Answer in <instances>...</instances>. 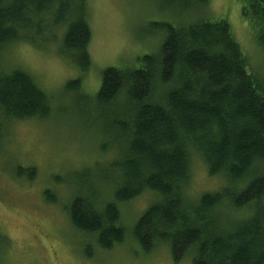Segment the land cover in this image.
Here are the masks:
<instances>
[{"label":"trees","instance_id":"1","mask_svg":"<svg viewBox=\"0 0 264 264\" xmlns=\"http://www.w3.org/2000/svg\"><path fill=\"white\" fill-rule=\"evenodd\" d=\"M209 1L194 2L204 11ZM239 1L264 49V0ZM88 4L0 0V146L9 123L47 120L52 112L50 96L29 71L2 66L5 52L17 44L39 48L64 29L59 55L87 74L92 67ZM158 26L164 40L157 53L140 58L137 68H108L102 74L97 107L105 131L124 146L122 158L110 166L114 197L75 198L71 223L96 236L103 250H112L126 239L120 205L153 192L157 201L132 230L145 254L165 244L175 263L191 254L193 264H264V81L249 71L227 21L195 16L185 24ZM81 86L82 77L65 90L78 94ZM193 152L210 177H224L226 184L192 202L184 190ZM17 173L30 181L37 177L34 169Z\"/></svg>","mask_w":264,"mask_h":264},{"label":"rangeland","instance_id":"2","mask_svg":"<svg viewBox=\"0 0 264 264\" xmlns=\"http://www.w3.org/2000/svg\"><path fill=\"white\" fill-rule=\"evenodd\" d=\"M195 0H89L92 41L91 70L83 75L59 52L64 29L55 41L39 48L17 44L5 52L2 66L29 71L50 96L49 118L9 123L0 146V264H193L191 254L175 263L170 248L159 244L145 254L132 230L157 201L145 192L120 205L123 244L103 250L97 237L76 230L69 208L77 197L113 200L111 164L122 158L123 143L105 131L106 119L97 107L102 74L108 68H137L138 60L158 52L162 23L185 24L194 17L227 21L249 59V71L264 81V49L242 15L239 0H210L204 11ZM82 77L81 91L68 93L67 83ZM20 169H34L30 181ZM187 200L220 190L224 177H210L195 152L191 155Z\"/></svg>","mask_w":264,"mask_h":264}]
</instances>
